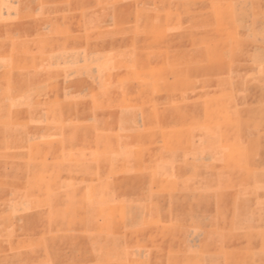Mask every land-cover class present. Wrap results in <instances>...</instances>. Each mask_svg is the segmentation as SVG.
<instances>
[{"label":"rangeland","instance_id":"1","mask_svg":"<svg viewBox=\"0 0 264 264\" xmlns=\"http://www.w3.org/2000/svg\"><path fill=\"white\" fill-rule=\"evenodd\" d=\"M226 1L207 65L111 68L85 28L110 62L144 1L0 0V264H264V0Z\"/></svg>","mask_w":264,"mask_h":264},{"label":"crops","instance_id":"2","mask_svg":"<svg viewBox=\"0 0 264 264\" xmlns=\"http://www.w3.org/2000/svg\"><path fill=\"white\" fill-rule=\"evenodd\" d=\"M103 0H86V4L96 3V7L90 6L81 10V17L84 20H98L104 17V12L100 7ZM132 3L144 1L143 9L134 10L130 16L135 19H141L139 26L129 28L127 34L128 43L130 46H120L121 33H117L115 29L111 30V44L112 60L110 62L99 58L98 54L90 53L92 51H99L101 49L100 43L94 40V36L98 37L99 33H86L87 40L80 48L84 54L80 58V67H111L117 68L121 66L144 67L150 68L153 64L160 65L167 64V52L177 51L180 59V64L186 67H199L200 65H207L208 63L201 62L211 59V50H231L230 43L224 42L223 46H217L216 40H211V19L217 20L218 14L212 12L209 5L211 0H131ZM228 2L225 0V3ZM203 4V9L201 5ZM99 5V6H98ZM102 10V11H101ZM230 13L224 12L223 18H229ZM129 16V17H130ZM116 14H112V18H116ZM222 17V16H221ZM224 27V37L227 38ZM216 30L213 29V31ZM89 37V38H88ZM95 41V42H94ZM212 41V43H211ZM103 49V48H102ZM120 51L129 52L128 57L120 55ZM153 51H158L163 54V57H153ZM201 52H204L201 54ZM206 53V55H205ZM165 60L166 62H163ZM225 65H227L225 63ZM111 74V83H114L113 75ZM90 76L87 72H81L79 75H74L69 79V82H87ZM104 79L103 81H105ZM144 81H146V73L144 74ZM150 81V79H149ZM161 81H163L161 79ZM113 87V86H112ZM88 93H82L80 99H89ZM111 97L113 95L111 94ZM90 98H93L90 97ZM101 108H106L100 106ZM107 106L112 110V113H117L116 107L111 104ZM146 147L145 144H142ZM137 145L136 147H142Z\"/></svg>","mask_w":264,"mask_h":264}]
</instances>
